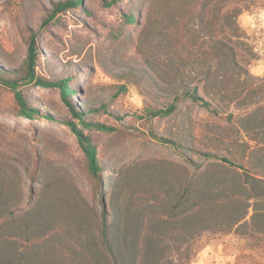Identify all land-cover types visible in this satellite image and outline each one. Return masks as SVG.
I'll list each match as a JSON object with an SVG mask.
<instances>
[{
  "label": "trees",
  "instance_id": "1",
  "mask_svg": "<svg viewBox=\"0 0 264 264\" xmlns=\"http://www.w3.org/2000/svg\"><path fill=\"white\" fill-rule=\"evenodd\" d=\"M256 1L144 0L146 18L143 12L127 18L140 28L139 71L154 96L168 100L162 106L153 96L137 116L182 117L183 105L191 102L225 118L218 136L225 154L201 152L204 162L186 154L198 151L189 138L154 136L187 165L153 159L119 173L105 169L84 130L117 128L90 121L72 100L80 92L70 68L50 72L53 79L42 76L39 36L21 66L0 65V84L13 92L19 116L69 126L99 179L93 202L56 171L31 173L39 186L28 199L22 169L0 157V264H190L195 243L207 232L264 241V78L250 71L258 57L239 22L242 3ZM84 3L59 1L43 27ZM31 86L60 90L75 121L43 113L29 98ZM104 171L107 189L100 180Z\"/></svg>",
  "mask_w": 264,
  "mask_h": 264
},
{
  "label": "rangeland",
  "instance_id": "2",
  "mask_svg": "<svg viewBox=\"0 0 264 264\" xmlns=\"http://www.w3.org/2000/svg\"><path fill=\"white\" fill-rule=\"evenodd\" d=\"M59 1L0 0V49L13 63L8 65L0 58V65L5 69L21 66L34 36H39L36 45L42 57V76L53 79L50 72L70 68L72 85L80 92L72 100L81 105L90 121L117 128L115 133L84 130L93 137L105 169L119 173L153 159L187 165L180 152L159 143L154 136L189 138L199 152L186 154L195 162L205 161L201 152L225 154L218 137L223 136L227 126L225 118L199 105L184 104L182 117L137 116L154 103V92L139 71L144 63L136 48L140 28L127 21L130 14L140 18L141 12L146 18L150 7L144 5V0H84L82 7L62 12L43 27ZM242 5L245 9L239 22L258 57L253 67L264 62V20L260 19L264 0L250 7ZM245 14L247 19H242ZM120 85H126L127 91H122ZM27 92L43 113L75 121L60 90L31 86ZM156 95V101L167 106L168 100ZM18 112L13 92L0 84V157L22 169L27 198L39 186L32 181L31 173L47 171L51 175L56 171L96 202L98 176L92 173L71 128L61 121L29 120ZM100 175L107 189L109 172ZM192 258L190 264H264V241L207 232L195 243Z\"/></svg>",
  "mask_w": 264,
  "mask_h": 264
},
{
  "label": "clouds",
  "instance_id": "3",
  "mask_svg": "<svg viewBox=\"0 0 264 264\" xmlns=\"http://www.w3.org/2000/svg\"><path fill=\"white\" fill-rule=\"evenodd\" d=\"M242 19H247V14H245ZM260 19L264 20V11L260 13ZM250 71L253 75L264 76V62H261L258 65L251 67Z\"/></svg>",
  "mask_w": 264,
  "mask_h": 264
}]
</instances>
